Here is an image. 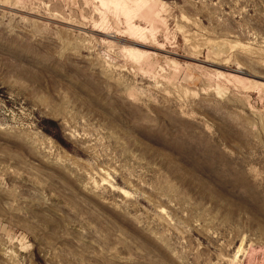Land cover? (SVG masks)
Listing matches in <instances>:
<instances>
[{"label":"rangeland","instance_id":"obj_1","mask_svg":"<svg viewBox=\"0 0 264 264\" xmlns=\"http://www.w3.org/2000/svg\"><path fill=\"white\" fill-rule=\"evenodd\" d=\"M0 264H264V0H0Z\"/></svg>","mask_w":264,"mask_h":264}]
</instances>
